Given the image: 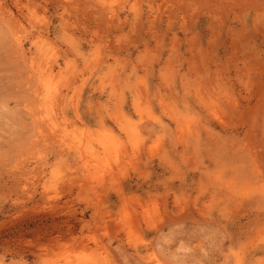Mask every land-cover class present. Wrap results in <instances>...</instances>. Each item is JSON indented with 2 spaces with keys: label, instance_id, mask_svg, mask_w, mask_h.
<instances>
[{
  "label": "rangeland",
  "instance_id": "1",
  "mask_svg": "<svg viewBox=\"0 0 264 264\" xmlns=\"http://www.w3.org/2000/svg\"><path fill=\"white\" fill-rule=\"evenodd\" d=\"M0 264H264V0H0Z\"/></svg>",
  "mask_w": 264,
  "mask_h": 264
},
{
  "label": "bare ground",
  "instance_id": "2",
  "mask_svg": "<svg viewBox=\"0 0 264 264\" xmlns=\"http://www.w3.org/2000/svg\"><path fill=\"white\" fill-rule=\"evenodd\" d=\"M34 70V69H33ZM41 77V76H40ZM40 79V78H39ZM48 87H49V84H48ZM44 96H45V94H44ZM56 98V97H55ZM41 99V98H40ZM40 103H42V102H40ZM49 103V102H48ZM45 106V105H44ZM48 106V105H47ZM44 112V111H43ZM111 137V136H110ZM111 140V139H110ZM101 145V144H100ZM100 147V146H99ZM102 148V147H101ZM104 149V148H103ZM93 164V163H92Z\"/></svg>",
  "mask_w": 264,
  "mask_h": 264
}]
</instances>
